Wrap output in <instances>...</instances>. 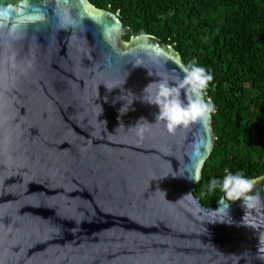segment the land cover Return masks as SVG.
I'll return each instance as SVG.
<instances>
[{
	"label": "water",
	"instance_id": "95a60500",
	"mask_svg": "<svg viewBox=\"0 0 264 264\" xmlns=\"http://www.w3.org/2000/svg\"><path fill=\"white\" fill-rule=\"evenodd\" d=\"M122 29L88 0H0V264H264V177L202 203L212 116L155 121L145 88L185 66Z\"/></svg>",
	"mask_w": 264,
	"mask_h": 264
},
{
	"label": "trees",
	"instance_id": "16d2710c",
	"mask_svg": "<svg viewBox=\"0 0 264 264\" xmlns=\"http://www.w3.org/2000/svg\"><path fill=\"white\" fill-rule=\"evenodd\" d=\"M119 17L121 43L153 36L173 47L186 66L196 61L214 77L206 93L214 147L195 195L206 207L223 197L213 179L225 170L264 177V0H88ZM237 202V201H230Z\"/></svg>",
	"mask_w": 264,
	"mask_h": 264
},
{
	"label": "clouds",
	"instance_id": "9594fccd",
	"mask_svg": "<svg viewBox=\"0 0 264 264\" xmlns=\"http://www.w3.org/2000/svg\"><path fill=\"white\" fill-rule=\"evenodd\" d=\"M71 23L73 22L69 19L62 22V26ZM182 71L183 75L171 82L168 79H160L145 88L147 90L156 87L155 97L149 96L148 103L158 108L155 121L164 122L169 134H175L178 129L188 128L192 124H206L216 111L212 99L205 98L209 85L214 79L213 75L194 60L183 67ZM255 183V179L245 177L242 172L232 174L225 170L222 181L211 180L207 189L209 192H214L219 188L223 193L221 204L225 201L247 203L253 199L250 193Z\"/></svg>",
	"mask_w": 264,
	"mask_h": 264
},
{
	"label": "rangeland",
	"instance_id": "374dc122",
	"mask_svg": "<svg viewBox=\"0 0 264 264\" xmlns=\"http://www.w3.org/2000/svg\"><path fill=\"white\" fill-rule=\"evenodd\" d=\"M120 33H121V32H120L119 30H118V31H115V32H114V36H115L116 39H118V40L121 42ZM122 44H123V43H122ZM123 45H126V44H123ZM258 183H259V181L257 180L256 183H255V185H257ZM255 185H254V186H255Z\"/></svg>",
	"mask_w": 264,
	"mask_h": 264
}]
</instances>
